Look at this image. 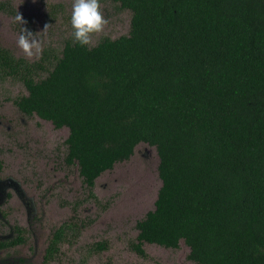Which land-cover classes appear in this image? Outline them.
Returning <instances> with one entry per match:
<instances>
[{
    "label": "trees",
    "instance_id": "trees-1",
    "mask_svg": "<svg viewBox=\"0 0 264 264\" xmlns=\"http://www.w3.org/2000/svg\"><path fill=\"white\" fill-rule=\"evenodd\" d=\"M116 1L127 35L72 38L36 61L0 45V82L26 86L23 113L69 128L66 161L91 195L138 144L157 147L162 186L134 251L184 240L199 264H264V0ZM82 225L62 224L48 256Z\"/></svg>",
    "mask_w": 264,
    "mask_h": 264
},
{
    "label": "rangeland",
    "instance_id": "rangeland-1",
    "mask_svg": "<svg viewBox=\"0 0 264 264\" xmlns=\"http://www.w3.org/2000/svg\"><path fill=\"white\" fill-rule=\"evenodd\" d=\"M0 1L16 10V14L0 11V45L16 56L36 61L44 50L61 51L74 38L73 0ZM99 2L108 23L101 32L91 34L90 46L106 36L127 35L131 29V10L116 0ZM17 14L26 21L23 26L42 41L40 54L29 57L18 46L21 26L15 20ZM26 94V86L18 80L0 82V179L19 182L35 206L31 213L20 203L9 200L6 204L13 227L22 224L29 231L26 244L0 253V264H41L54 230L74 220L83 223L79 237L64 243L60 261L50 264H199L189 258L190 247L184 240L176 249L146 242V256L131 248L138 239L137 222L155 209L162 186L156 146L138 144L130 159L98 177L91 195L79 165L66 161L69 128H56L52 121L23 113L14 100ZM10 228L2 224L0 234L9 235ZM98 242L108 248L97 250Z\"/></svg>",
    "mask_w": 264,
    "mask_h": 264
},
{
    "label": "clouds",
    "instance_id": "clouds-1",
    "mask_svg": "<svg viewBox=\"0 0 264 264\" xmlns=\"http://www.w3.org/2000/svg\"><path fill=\"white\" fill-rule=\"evenodd\" d=\"M15 20L21 26L18 46L29 57L40 54L42 52V41L36 36V33L23 26L26 21L23 20L21 15L17 14ZM70 23L74 40L83 46L91 42L92 33L103 30L108 20L100 10L99 0H73Z\"/></svg>",
    "mask_w": 264,
    "mask_h": 264
},
{
    "label": "flooded vegetation",
    "instance_id": "flooded-vegetation-1",
    "mask_svg": "<svg viewBox=\"0 0 264 264\" xmlns=\"http://www.w3.org/2000/svg\"><path fill=\"white\" fill-rule=\"evenodd\" d=\"M9 200L11 202L13 201V203H16V204L20 203L22 206H24V209H29L31 213L34 212L35 210V206L33 204L32 198L24 192L19 182L13 181L12 179H0V226L2 224H7L9 228L11 225L10 229H12L9 235L7 233V236H2L0 234V253H2L3 251L10 250L11 248L14 249L16 247L26 244V241H27L26 233L29 231V229L25 228L22 224L15 225L14 227H13V224H11L13 223L12 214L10 213L9 210L6 209V206H7L6 204L9 203ZM29 224H30L29 221H27L25 225H29ZM57 229L54 230V232L52 233L50 237L49 243L43 253L41 264H50L54 261H60L63 244L66 242H70L68 240L62 241L59 244L60 250L57 253L55 252L53 256L51 255L49 257L48 249L54 237V233ZM31 230H32V227L30 228V231ZM72 237L75 238L73 234L70 233L68 238L72 240L71 239ZM4 264H7V262L6 263L4 262Z\"/></svg>",
    "mask_w": 264,
    "mask_h": 264
}]
</instances>
